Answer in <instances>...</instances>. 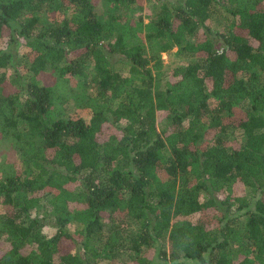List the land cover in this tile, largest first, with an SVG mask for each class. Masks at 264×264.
I'll list each match as a JSON object with an SVG mask.
<instances>
[{"label": "trees", "instance_id": "1", "mask_svg": "<svg viewBox=\"0 0 264 264\" xmlns=\"http://www.w3.org/2000/svg\"><path fill=\"white\" fill-rule=\"evenodd\" d=\"M0 140V264H264V0H0Z\"/></svg>", "mask_w": 264, "mask_h": 264}, {"label": "rangeland", "instance_id": "2", "mask_svg": "<svg viewBox=\"0 0 264 264\" xmlns=\"http://www.w3.org/2000/svg\"><path fill=\"white\" fill-rule=\"evenodd\" d=\"M14 49L22 50L21 47L20 48L15 47ZM175 49L176 48H174L173 50ZM162 59L164 65L169 64L171 67L181 62V59L174 58L170 53H163ZM44 79H46L47 83L52 84L49 78L44 77ZM70 82L72 85L75 84V80L73 79ZM65 112L70 116H83V117L88 116V108H84L81 105H76L71 101H69L65 105ZM14 157H15L14 154L12 153V151H10L9 145L8 144L1 145V140H0V162L13 161ZM239 213L240 212H238V214ZM69 229L71 231L74 230V226L70 225Z\"/></svg>", "mask_w": 264, "mask_h": 264}]
</instances>
